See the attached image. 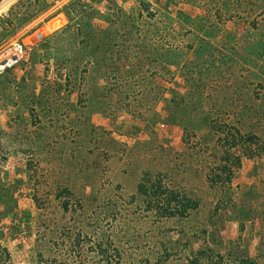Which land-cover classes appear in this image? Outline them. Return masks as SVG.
<instances>
[{
    "label": "rangeland",
    "instance_id": "374dc122",
    "mask_svg": "<svg viewBox=\"0 0 264 264\" xmlns=\"http://www.w3.org/2000/svg\"><path fill=\"white\" fill-rule=\"evenodd\" d=\"M146 180L197 207L162 216ZM100 241L264 264V0H0V264H104Z\"/></svg>",
    "mask_w": 264,
    "mask_h": 264
},
{
    "label": "trees",
    "instance_id": "16d2710c",
    "mask_svg": "<svg viewBox=\"0 0 264 264\" xmlns=\"http://www.w3.org/2000/svg\"><path fill=\"white\" fill-rule=\"evenodd\" d=\"M82 26H85L87 29H90V34H91L92 29H93V26L91 24L86 23L85 25H82ZM87 34H89V33H87ZM92 81H93V79H92ZM231 129L233 130V132L228 131V133H227V132H223V130L218 131V133H221V132L223 133L222 136H223V138L226 139V142H228V139L232 140V144H230V146H228V147L232 148L236 144L243 145V144L251 141V138L254 137V136H251L250 138H248V140H245V139H243V137L240 134L238 129H236L235 127H232V126H231ZM227 153H229V152H227ZM230 169L231 168L229 166H227V169L223 168L222 172H225L226 170L230 171ZM218 176L219 175H217V178H218ZM147 177H149V176H146V177L144 176V180ZM147 184L150 185L149 188H146ZM160 185H159V181H156L155 183H151L150 180H146V182H144V184L141 183L139 185L138 191L142 195H144L145 197H147V196L149 197V195L153 196L152 198L150 196V198L148 200V204H149V206L152 205L153 207H156V209H158V208L161 209L160 212H161L162 216H173V215L185 216V215H187V213H188L187 211L189 209H195L197 207V203L195 201L191 200L189 197L184 196L183 194H180L174 190H167V192H168V198L167 199L168 200L166 201V204L165 203L159 204L158 202L152 201L151 199H153L156 196V194L160 195V194L165 193L162 190V187ZM157 200H159V199H157ZM170 203L173 204L174 208L171 206ZM95 248H96V250H95ZM95 248H94V250L96 251V254L99 255L103 259L104 264H122L120 261L121 258H120L118 250L112 244H110V242L109 243L103 242V241L96 242ZM38 264H65V263L57 262L55 259L46 260L43 258L42 255H39ZM242 264H256V263L248 262V263H242Z\"/></svg>",
    "mask_w": 264,
    "mask_h": 264
},
{
    "label": "built area",
    "instance_id": "2783aa9c",
    "mask_svg": "<svg viewBox=\"0 0 264 264\" xmlns=\"http://www.w3.org/2000/svg\"><path fill=\"white\" fill-rule=\"evenodd\" d=\"M24 53L25 51L22 44L15 43L10 46L5 53L8 58L4 61L5 64L2 66V68L17 64L21 60V57L24 56Z\"/></svg>",
    "mask_w": 264,
    "mask_h": 264
},
{
    "label": "bare ground",
    "instance_id": "6f19581e",
    "mask_svg": "<svg viewBox=\"0 0 264 264\" xmlns=\"http://www.w3.org/2000/svg\"><path fill=\"white\" fill-rule=\"evenodd\" d=\"M7 67V66H6Z\"/></svg>",
    "mask_w": 264,
    "mask_h": 264
},
{
    "label": "clouds",
    "instance_id": "9594fccd",
    "mask_svg": "<svg viewBox=\"0 0 264 264\" xmlns=\"http://www.w3.org/2000/svg\"><path fill=\"white\" fill-rule=\"evenodd\" d=\"M10 67V66H9Z\"/></svg>",
    "mask_w": 264,
    "mask_h": 264
}]
</instances>
